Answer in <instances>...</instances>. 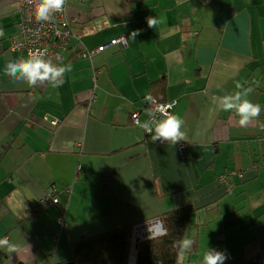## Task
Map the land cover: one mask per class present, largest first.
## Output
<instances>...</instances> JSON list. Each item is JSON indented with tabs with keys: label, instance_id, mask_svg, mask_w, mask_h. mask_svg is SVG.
<instances>
[{
	"label": "crops",
	"instance_id": "crops-1",
	"mask_svg": "<svg viewBox=\"0 0 264 264\" xmlns=\"http://www.w3.org/2000/svg\"><path fill=\"white\" fill-rule=\"evenodd\" d=\"M16 4L0 0V239L20 251L0 247V264H66L71 244L157 224L189 205L196 212L185 238L194 245L178 264H201L207 247L225 252L224 264H257L264 111L242 127L219 101L247 92L264 108V0H70L66 15L86 51L122 36L126 46L86 59L73 39L57 60L45 59L72 66L58 87L6 73L8 60L26 58L8 50ZM149 18L162 22L149 27ZM161 80L164 101H176L171 113L184 120L174 145L153 142L130 119L139 112L146 121V96ZM229 172L226 192L219 177ZM51 188L59 204L30 218ZM61 215L67 228L59 231ZM133 247L127 264H135Z\"/></svg>",
	"mask_w": 264,
	"mask_h": 264
},
{
	"label": "clouds",
	"instance_id": "clouds-1",
	"mask_svg": "<svg viewBox=\"0 0 264 264\" xmlns=\"http://www.w3.org/2000/svg\"><path fill=\"white\" fill-rule=\"evenodd\" d=\"M67 3V0H35L34 18L37 23L51 22L54 20L55 14L62 11ZM158 22L155 18L148 19L149 27H154ZM5 35L4 30L0 28V37ZM47 54V49H36L31 51L27 58H18L8 60L6 62V73L14 78L16 82H25L29 86H37V82L49 81L52 87H58L62 84V80L58 78L63 74L72 70L71 64L53 65L50 60L43 59ZM248 93L237 92L233 95H225L220 98V106L224 111L235 112L239 117V125L244 127L251 123L254 119L261 115L264 108L259 103H254L247 98ZM146 99L152 100V96H146ZM170 107V106H169ZM163 115L162 119H153L156 114ZM149 115L153 119H149L140 126L151 136L153 142L167 141L176 144L178 141L184 140L185 132L183 131L184 120L178 115L171 112H166L164 108L157 107L155 112H150ZM154 132V135L152 134ZM194 241L191 238H183L179 241L178 247L181 251L187 252L192 249ZM0 247L7 249L9 254L20 251L16 243L10 242L7 237L0 239ZM225 252L208 248L204 251L201 264H224L227 259Z\"/></svg>",
	"mask_w": 264,
	"mask_h": 264
},
{
	"label": "built area",
	"instance_id": "built-area-1",
	"mask_svg": "<svg viewBox=\"0 0 264 264\" xmlns=\"http://www.w3.org/2000/svg\"><path fill=\"white\" fill-rule=\"evenodd\" d=\"M64 7V9L55 14L54 20L51 22H40L37 23L34 18L35 11V0H17L15 12L18 15V22L16 26V34L10 41V45L8 50L11 52H22L25 54L26 58L28 57L31 51H35L36 49H47V54L43 56V59H54L57 60L59 58L60 52L68 49L70 47V43L73 39L76 40V46L81 51L82 58H91L95 53H100L106 50L109 47H117L122 49L126 46L125 38L119 37L114 40H111L108 44H105L99 47L95 51H86L82 46L80 40L76 37L73 31L72 22L68 19L66 15V9L68 2ZM1 53V46H0ZM96 89V84L94 80V87L92 98H94V90ZM177 102H165L160 103L157 100H148L145 108L146 121L149 119H153L149 113L155 112L157 107H162L166 112H172ZM170 106V107H169ZM139 112H132L130 115L131 123L134 126L141 127L143 124L139 119ZM163 115L157 113L155 118L153 119V123L155 120L162 119ZM145 121V122H146ZM146 135H149L145 129L143 128ZM179 151H183V146H179ZM261 164L264 165V159L261 161ZM235 174L232 172L223 174L219 177V182L224 186H227L226 192L230 189L228 186L231 183V180ZM58 190L51 188L49 191L45 193V195L40 198V200L31 207L28 216L32 218L35 215H39L45 212L50 207H55L59 204L58 200ZM59 231L65 230L67 228L64 217L61 215L58 218ZM160 228L161 224L157 222V224H146L144 226H136L133 228L131 243L133 244V249L137 242L147 239L146 237H150L151 235H156V231L154 228ZM155 232V233H153ZM162 233V231L160 232ZM147 234L148 236H144ZM56 238L58 235H55ZM219 241H223V235L218 237ZM257 264H264V249L259 252V256L257 258Z\"/></svg>",
	"mask_w": 264,
	"mask_h": 264
},
{
	"label": "trees",
	"instance_id": "trees-1",
	"mask_svg": "<svg viewBox=\"0 0 264 264\" xmlns=\"http://www.w3.org/2000/svg\"><path fill=\"white\" fill-rule=\"evenodd\" d=\"M164 91L165 82L161 80L151 84L149 95L154 100L165 103ZM195 212V209L189 205L165 212L155 219L154 221L161 224L162 233L151 235L136 243L135 264H178L182 261L184 254L177 245L185 238ZM132 232L133 226H126L71 244L70 262L127 264Z\"/></svg>",
	"mask_w": 264,
	"mask_h": 264
},
{
	"label": "rangeland",
	"instance_id": "rangeland-1",
	"mask_svg": "<svg viewBox=\"0 0 264 264\" xmlns=\"http://www.w3.org/2000/svg\"><path fill=\"white\" fill-rule=\"evenodd\" d=\"M157 223V222H156ZM158 226H156L155 228H154V231H156V229H158L159 230V232H161V230H160V228H157ZM131 246H133V245H131Z\"/></svg>",
	"mask_w": 264,
	"mask_h": 264
},
{
	"label": "water",
	"instance_id": "water-1",
	"mask_svg": "<svg viewBox=\"0 0 264 264\" xmlns=\"http://www.w3.org/2000/svg\"><path fill=\"white\" fill-rule=\"evenodd\" d=\"M66 264H75L74 262H69V263H66Z\"/></svg>",
	"mask_w": 264,
	"mask_h": 264
}]
</instances>
